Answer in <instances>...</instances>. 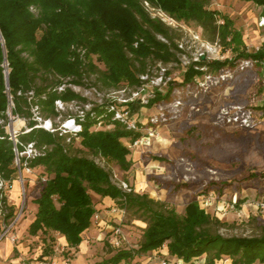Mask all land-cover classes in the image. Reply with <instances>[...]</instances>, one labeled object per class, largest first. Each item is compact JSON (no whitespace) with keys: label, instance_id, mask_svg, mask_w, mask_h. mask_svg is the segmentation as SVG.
Masks as SVG:
<instances>
[{"label":"trees","instance_id":"obj_1","mask_svg":"<svg viewBox=\"0 0 264 264\" xmlns=\"http://www.w3.org/2000/svg\"><path fill=\"white\" fill-rule=\"evenodd\" d=\"M240 1L264 8V0ZM143 2L159 8L176 22L196 24L210 41L218 39L233 52L232 61L190 62L183 75L185 85L203 74L200 68L216 73L232 67L237 60L256 64L264 61V42L256 51H247L233 22L208 8L211 0H0V119L5 118L7 110L2 67L6 59L13 114L25 119L26 127L31 129L18 134L14 146L0 127V177L7 181L14 179L15 147L19 152L29 143L40 150L44 148L43 156L27 161L29 168L41 167L47 175L34 200L37 211L27 231L31 236L58 233L69 248L81 244L82 233L91 225L96 212L91 194L115 201L119 208L144 222L139 248L117 249L105 264L129 263L137 256L159 251L164 245L168 255L185 263L203 258L204 264H216L228 258L231 264H264V230L259 236L224 237L217 232L223 223L207 214L197 201L189 202L184 214L179 215L166 203L145 194L123 193L106 170L84 156L87 152L113 162L122 171L131 166L127 159L130 151L122 140L132 142L141 134L127 131L120 122L112 120L106 102L95 108L93 119L87 115L83 121L78 136L80 149L74 147L75 138L66 142V137L34 128L31 104L38 106L39 116L44 120L74 116L55 111V101L69 103L79 99L67 88L57 92L64 79L83 86L86 76L94 74L105 88L119 89L123 83L136 88L139 76L147 74L148 61L162 65L177 62L179 50L171 29L150 18ZM79 48L85 51L81 57L76 53ZM92 57L103 65V70L94 64ZM28 92L33 93L30 103L25 96ZM159 98L157 94L149 106ZM97 119L106 121L113 129L92 131ZM13 215L14 208L8 207L5 220ZM49 252L46 248L43 255Z\"/></svg>","mask_w":264,"mask_h":264},{"label":"rangeland","instance_id":"obj_2","mask_svg":"<svg viewBox=\"0 0 264 264\" xmlns=\"http://www.w3.org/2000/svg\"><path fill=\"white\" fill-rule=\"evenodd\" d=\"M208 8L233 22L234 29L241 34L247 51H256L264 42V8L240 0H211ZM32 12L37 13L33 8ZM165 25L171 29L174 43L179 50L176 52L177 62L160 65L165 69V74L159 86H155L153 90L152 99L157 94L160 97L157 102L151 106L149 102L144 107L137 100L130 105L131 114L137 116V125L142 129L140 134H146L147 128H151L154 136L146 146L130 151L127 159L131 166L127 171H122L113 162L87 152L83 154L106 170L113 184L125 182L135 193L166 203L179 215L184 214V208L189 202L197 201L207 214L223 223V226L217 228V232L224 237L259 236L264 230V177H261L264 174L262 64L241 59L232 67L227 66L216 73L200 68L204 71L203 74L185 85L183 75L190 62L232 61L234 55L218 39L210 41L203 30L192 22L174 21ZM92 61L99 69H104L101 63L96 62L95 57H92ZM158 63L151 60L147 62L149 77L159 76ZM2 67L4 75L5 71L9 72L5 61ZM64 80L68 82L70 79ZM83 84L79 88L94 87L105 100L108 96L115 100L126 99L134 89L125 83L119 89L105 88L94 74L87 75ZM68 89L75 94H82V89L71 86ZM92 98L90 101L94 102ZM63 109V114L74 115L77 112L70 104ZM241 111L253 113L255 129L244 130L227 123L225 119L222 120L225 113L233 115L234 112ZM160 114H164L165 121H158L155 125L147 121L149 116ZM22 119L12 121L11 127L16 133L26 126ZM54 121L56 123L58 118ZM105 125L101 128L92 127V131L113 129L112 125ZM12 128L7 126L6 133ZM79 140L80 138L75 139L76 149H80ZM122 143L125 146L127 142L122 140ZM23 176L26 206L18 227L20 240L16 247L23 246L30 255L38 247L41 253L47 248L53 253L57 251L59 258L70 260V252L66 247L58 246L55 243L56 238L51 235L38 233V240L29 243L32 239L28 236L23 221L30 216L34 207L30 198L39 196L47 175L41 167H37L32 169L31 174L25 172ZM10 182L7 200L16 211L20 203L21 188L17 173ZM91 196L94 205H101L102 208L96 211L105 223V235L98 248H94L98 257L97 264H105L117 249L136 251L142 241L145 223L126 212L121 216L111 215L113 207L121 209L118 203L112 201L105 205L102 198L94 194ZM116 228L121 230V234H114ZM111 239L119 241L120 247L112 248ZM160 250L166 253V258H174L167 254L164 247ZM151 253L124 263L157 264L155 259L149 257ZM20 256L21 252L9 244L5 253L0 250V264H16L10 262ZM216 264H231V261L222 258Z\"/></svg>","mask_w":264,"mask_h":264},{"label":"built area","instance_id":"obj_3","mask_svg":"<svg viewBox=\"0 0 264 264\" xmlns=\"http://www.w3.org/2000/svg\"><path fill=\"white\" fill-rule=\"evenodd\" d=\"M144 10L146 13L150 16L152 19H157L163 24H170L171 22H174L173 19H171L168 15H166L164 12H162L159 8L151 6L147 2L142 3ZM141 42V40L139 41ZM138 44V41L135 42L134 46L136 47ZM77 54L83 56L85 54V51L81 48H79L76 51ZM158 68L160 69L159 76H151L149 77L148 73L143 74L139 76L140 84L138 87L131 90V92L128 94V97L126 99L121 100H115L108 96V98L102 99L98 91L94 87L89 88H79L80 86L76 87L75 85L70 83V80L67 82L66 80H63V83L57 87V92L61 93L66 88L68 89V86L75 87L78 90L82 89V94H77L79 99L73 100L69 103H64L60 100L55 101V111L59 114H61L64 111V107L68 104L72 105L76 108V114H74L73 117H66L62 118V116H58V121L55 123V121L50 119H42L39 116V109L37 105H30V113H31V120L36 122V125L34 128H40L43 129L49 133L52 134H58L60 137H66V142L70 141V138H78L79 134L83 130V121L85 120L86 116H90V118H94V111L96 107H99L103 105L104 102L107 103V111L112 114V120L120 122L127 131L132 132H138L141 133L142 129L138 127L137 123V116L131 114V108L130 105L134 103L135 101L139 100L141 105L146 107L149 103V101L154 97V87L159 86V83L163 79V75L165 74V69L161 67V63H158ZM262 69L264 70V61L261 63ZM6 72V71H5ZM8 72V71H7ZM125 89H123L124 91ZM6 99H7V110L5 112V118L0 119V127H3L6 133V127H11L13 119H21L17 115L13 114L14 110V104L12 101V97L9 94V90L5 92ZM21 93H18V96H20ZM28 99V102L30 103L33 97L32 92H28L25 95ZM94 99V102H91L90 99ZM132 102V103H131ZM222 120H226L227 123H230L231 125L235 127L242 128L244 130H253L256 127V124H254V118L253 113L251 111H241L240 113L234 112V114H223ZM164 114L156 115L154 117H148V122L155 125L158 121H165ZM23 122L26 123L25 119H22ZM102 126H106L104 121L97 119V121L94 124V128H101ZM31 129L27 128L26 126L22 128V130L19 133H16L13 128L10 130L7 134L9 137V140H11L16 146L17 143V135L20 133H27ZM154 136V130L151 128H147V133L141 135L139 138L132 142L126 143V148L129 151H132L137 148H141L147 145L149 139ZM14 167L17 169V181L20 188V203L17 207L16 211H14V215L12 218L5 220V215L7 213V208L11 207L9 204V201L7 200V193H8V186L11 184L10 181H7L5 179H0V247L3 243L7 242L11 246H15L18 244L20 238L18 235V227L20 225V222L23 218V213L25 211L26 206V191L24 187V176L23 173L28 172L29 174L32 173V169L27 166V161L34 159L38 156L44 155V148L41 150L34 147L32 143H29L25 145L23 150L19 152L17 148H14ZM44 181V180H43ZM116 187L120 189L123 193H131L133 189L129 187V185L125 182H119ZM134 192V191H133ZM123 209H118L113 207L110 211L111 215H117L121 216L124 214ZM101 217L97 213V211L93 214L91 218V223L95 226L99 225L101 222ZM114 234L118 235L121 234V230L119 228L114 229ZM110 245L112 248H119V241H116L114 239L110 240ZM165 248V245L163 246ZM162 247V248H163ZM62 249V248H61ZM41 250V249H40ZM63 250V249H62ZM57 251H54V253L50 256H44L40 255L38 257H34L32 259L24 260V259H15L14 261L11 260L10 263L15 262L16 264H57ZM149 257H152L157 261V264H204L205 261L203 258H196L191 260L188 263L183 262L180 259L172 258V260L166 258V253L164 254L163 250L154 251L151 253ZM65 263L69 262V259H63ZM125 264V263H122Z\"/></svg>","mask_w":264,"mask_h":264},{"label":"crops","instance_id":"obj_4","mask_svg":"<svg viewBox=\"0 0 264 264\" xmlns=\"http://www.w3.org/2000/svg\"><path fill=\"white\" fill-rule=\"evenodd\" d=\"M98 198H100L99 196H96ZM38 198H30V200L34 203V200ZM102 203H104L105 205H109L110 203H112V200L109 198H102ZM94 204V203H93ZM95 210H99V208H102L101 205H94ZM37 211V206L34 203V207L30 212V216L23 221V225H25V229L26 231L28 230L29 225L32 223V221L35 218V213ZM105 223L103 221H101V223L97 226L93 225L91 223L90 227L82 233L81 235V244L77 247V248H69L66 244V241L64 239V237L60 236L58 233H54L51 232L49 235H51L52 237L56 238V244L58 246H62V247H66V249L70 252V255H72V258L69 260L70 262L65 263L63 261V258H59L57 256L56 260H57V264H97V260L98 257L95 255L94 253V248H98V246L101 244L100 241L101 239L104 237V231H105V227H104ZM28 236L32 239L31 241H29V243L31 244L32 242H35V240H38V236H31L28 234ZM95 243V244H94ZM9 244L7 242L3 243L0 247L1 253H5V251H7ZM17 250L21 252V256L19 258L21 259H32L34 257H38L41 254L43 255L44 250L41 253L40 248L38 247L37 249L33 250V255H30L27 253L28 250H25V248H23V246L17 247ZM40 250V251H39ZM164 252V251H163ZM53 254V251L49 252V254L44 255V256H50Z\"/></svg>","mask_w":264,"mask_h":264},{"label":"water","instance_id":"obj_5","mask_svg":"<svg viewBox=\"0 0 264 264\" xmlns=\"http://www.w3.org/2000/svg\"><path fill=\"white\" fill-rule=\"evenodd\" d=\"M0 39H1V36H0ZM4 61L6 63V59H4ZM4 79H5V86H6L7 89H9V86H8V72H5Z\"/></svg>","mask_w":264,"mask_h":264}]
</instances>
